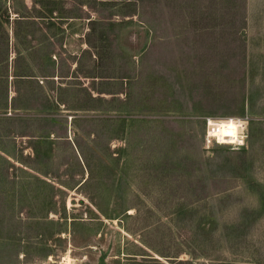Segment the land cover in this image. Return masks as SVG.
Segmentation results:
<instances>
[{"label":"rangeland","instance_id":"obj_1","mask_svg":"<svg viewBox=\"0 0 264 264\" xmlns=\"http://www.w3.org/2000/svg\"><path fill=\"white\" fill-rule=\"evenodd\" d=\"M0 264H264V0H0Z\"/></svg>","mask_w":264,"mask_h":264},{"label":"built area","instance_id":"obj_2","mask_svg":"<svg viewBox=\"0 0 264 264\" xmlns=\"http://www.w3.org/2000/svg\"><path fill=\"white\" fill-rule=\"evenodd\" d=\"M233 117L218 119L207 117L205 119L204 143L206 149L214 146H230L234 149H245L248 147V126L249 118L247 116L238 117L239 121H234ZM223 121H230L236 126V133L220 138L218 131Z\"/></svg>","mask_w":264,"mask_h":264},{"label":"bare ground","instance_id":"obj_3","mask_svg":"<svg viewBox=\"0 0 264 264\" xmlns=\"http://www.w3.org/2000/svg\"><path fill=\"white\" fill-rule=\"evenodd\" d=\"M236 126L234 123L230 122V121H223L219 127V131L218 134L220 136L221 139H223V137H226L228 135H232L236 133Z\"/></svg>","mask_w":264,"mask_h":264},{"label":"clouds","instance_id":"obj_4","mask_svg":"<svg viewBox=\"0 0 264 264\" xmlns=\"http://www.w3.org/2000/svg\"><path fill=\"white\" fill-rule=\"evenodd\" d=\"M234 121H239V118L238 117H233L232 118Z\"/></svg>","mask_w":264,"mask_h":264}]
</instances>
